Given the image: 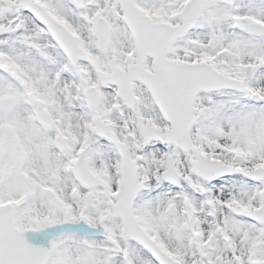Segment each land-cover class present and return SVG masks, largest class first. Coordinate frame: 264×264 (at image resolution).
Listing matches in <instances>:
<instances>
[{
    "label": "snow or ice",
    "instance_id": "obj_1",
    "mask_svg": "<svg viewBox=\"0 0 264 264\" xmlns=\"http://www.w3.org/2000/svg\"><path fill=\"white\" fill-rule=\"evenodd\" d=\"M0 264H264V0H0Z\"/></svg>",
    "mask_w": 264,
    "mask_h": 264
}]
</instances>
